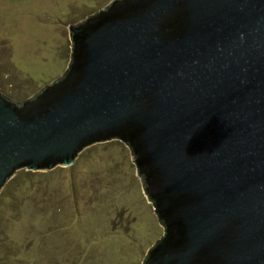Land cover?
Masks as SVG:
<instances>
[{
	"label": "water",
	"instance_id": "water-1",
	"mask_svg": "<svg viewBox=\"0 0 264 264\" xmlns=\"http://www.w3.org/2000/svg\"><path fill=\"white\" fill-rule=\"evenodd\" d=\"M68 31L58 78L0 92V190L119 139L163 228L141 264H264V0H112Z\"/></svg>",
	"mask_w": 264,
	"mask_h": 264
},
{
	"label": "rangeland",
	"instance_id": "rangeland-1",
	"mask_svg": "<svg viewBox=\"0 0 264 264\" xmlns=\"http://www.w3.org/2000/svg\"><path fill=\"white\" fill-rule=\"evenodd\" d=\"M110 1L0 0V92L23 101L58 78L69 25ZM162 233L119 139L86 146L70 166L19 169L0 190V264H141Z\"/></svg>",
	"mask_w": 264,
	"mask_h": 264
},
{
	"label": "trees",
	"instance_id": "trees-1",
	"mask_svg": "<svg viewBox=\"0 0 264 264\" xmlns=\"http://www.w3.org/2000/svg\"><path fill=\"white\" fill-rule=\"evenodd\" d=\"M28 173V172H27Z\"/></svg>",
	"mask_w": 264,
	"mask_h": 264
}]
</instances>
